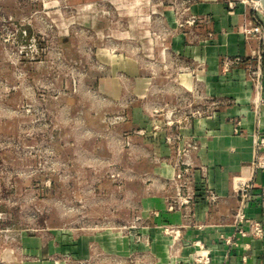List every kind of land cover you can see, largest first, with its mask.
I'll return each mask as SVG.
<instances>
[{"label":"crops","instance_id":"obj_1","mask_svg":"<svg viewBox=\"0 0 264 264\" xmlns=\"http://www.w3.org/2000/svg\"><path fill=\"white\" fill-rule=\"evenodd\" d=\"M174 1L69 0L73 15L58 25L67 28L60 40L68 42V28L89 34L95 89L126 109L153 183L128 230L8 235L5 264H201L192 257L196 242L210 249V264H264V236H242L233 224V183L243 179L251 185L244 212L264 227V168L257 166L264 146H256L264 137V11L248 0ZM52 6L55 13L63 7L58 0L45 5ZM175 8L208 21L180 29ZM250 28L257 31L247 34ZM235 57L242 62L225 71L224 59ZM177 132L184 140L168 143ZM186 140L199 147L183 157ZM183 159V193L195 192L185 205L177 204L174 180ZM165 226L181 227V237L174 240Z\"/></svg>","mask_w":264,"mask_h":264},{"label":"rangeland","instance_id":"obj_2","mask_svg":"<svg viewBox=\"0 0 264 264\" xmlns=\"http://www.w3.org/2000/svg\"><path fill=\"white\" fill-rule=\"evenodd\" d=\"M54 1L0 0V264L8 235L128 230L153 183L126 109L95 89L89 34L62 43L73 13Z\"/></svg>","mask_w":264,"mask_h":264},{"label":"built area","instance_id":"obj_3","mask_svg":"<svg viewBox=\"0 0 264 264\" xmlns=\"http://www.w3.org/2000/svg\"><path fill=\"white\" fill-rule=\"evenodd\" d=\"M176 14V23L180 29H187V26L194 27L200 23H205L208 21L206 18H203L201 16L197 15H189V16H184V12L175 10ZM247 34H251L253 32H256L257 29L250 28L245 30ZM242 62V59L240 57H235V58H225L224 59V70L229 71L234 65L239 64ZM257 71H254V78H258L256 75ZM217 104V103H216ZM215 104V105H216ZM203 114V111L200 109L196 110L194 112V115L201 116ZM184 140L183 135L180 132H177L174 135H168L167 136V141L170 144H174L176 141L181 142ZM256 146L258 148H261L264 146V137H261L257 142ZM198 144L193 141V140H186L185 145L182 149H180L181 155L183 157L188 156V153L190 149L197 150L198 149ZM186 160H182L177 164V172L175 175V183L177 187V204L185 205L189 204L195 197V192L183 193V189L187 186V181L185 179L186 174L188 173V168H183V165L185 164ZM258 167H263L264 168V161L259 160L257 163ZM233 191L237 197V208L233 214V224L236 226V229L239 234L242 236H247V235H252L254 237H263L264 236V227L262 223L258 220H250L245 212V206L246 203L248 202L250 198V193H251V185L246 181V180H238L235 179L233 183ZM204 194L208 197V199L212 201H217L218 196L209 188L206 187ZM263 196H264V191H263ZM175 205L171 204L170 209H174ZM244 225H248V229L244 228ZM164 232L167 234H170L173 236L174 240H178L181 237V227L177 226H165L164 227ZM227 241L230 243L232 242L231 239H227ZM196 251L193 254V260L195 262L201 263V264H210L211 263V251L210 249H207L201 242H196Z\"/></svg>","mask_w":264,"mask_h":264},{"label":"water","instance_id":"obj_4","mask_svg":"<svg viewBox=\"0 0 264 264\" xmlns=\"http://www.w3.org/2000/svg\"><path fill=\"white\" fill-rule=\"evenodd\" d=\"M253 1H259L262 4L263 8H264V0H253Z\"/></svg>","mask_w":264,"mask_h":264},{"label":"bare ground","instance_id":"obj_5","mask_svg":"<svg viewBox=\"0 0 264 264\" xmlns=\"http://www.w3.org/2000/svg\"><path fill=\"white\" fill-rule=\"evenodd\" d=\"M255 2H257V4L260 5L263 8L262 4L259 1H255Z\"/></svg>","mask_w":264,"mask_h":264}]
</instances>
